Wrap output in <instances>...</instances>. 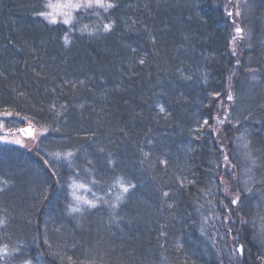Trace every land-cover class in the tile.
<instances>
[{"label":"trees","instance_id":"16d2710c","mask_svg":"<svg viewBox=\"0 0 264 264\" xmlns=\"http://www.w3.org/2000/svg\"><path fill=\"white\" fill-rule=\"evenodd\" d=\"M235 1L116 0L118 7L109 14L100 10L102 19L80 13L75 24L76 29L84 24L102 28L114 19L113 31L94 36L73 31L65 47L67 26L49 25L35 15L44 0H0V112L13 113L1 121L15 132L29 120L36 129H49L35 147L0 142V178L10 181L0 185V209L8 216L0 242H23L11 264L22 259L37 264V257L40 264H61L50 254L58 246L74 258L95 257L96 264H261L264 0H242L241 16L228 17ZM233 21L248 33L236 56L230 43ZM246 69L257 70L260 79L253 81ZM79 80L85 84L76 89L64 83ZM229 86L232 102L226 99ZM213 92L222 96L214 98ZM52 103L67 110L57 117ZM226 114L218 132L202 129L195 138L191 130L205 118L217 127L211 118ZM69 147L80 149L78 170L93 167L109 183L123 175L135 185L119 209L118 224L104 207L75 218L67 214L66 181L72 170L48 153ZM141 149L150 153L144 163ZM245 151L257 157L255 166ZM109 153L114 170L107 163ZM225 153L236 165L227 173ZM44 159L56 165V176ZM160 159L168 161L167 167ZM250 166L252 180L246 183L243 169ZM175 175L194 183L181 188ZM221 176L231 183L228 195ZM209 188L213 195L201 191ZM237 190L240 203L232 206ZM163 191L169 197L163 198ZM239 245L243 256H233Z\"/></svg>","mask_w":264,"mask_h":264},{"label":"snow or ice","instance_id":"6c2138e0","mask_svg":"<svg viewBox=\"0 0 264 264\" xmlns=\"http://www.w3.org/2000/svg\"><path fill=\"white\" fill-rule=\"evenodd\" d=\"M118 7V4L116 3V0H44L42 4V10L35 13V15L43 18L49 25H64L67 26V31L63 34V43L64 46L67 47L71 44L72 39L70 36V33L73 31H79L81 34L87 33L89 36L97 35L99 32L103 33H109L114 30L116 21L114 19H109L108 22L103 23L102 28L97 27H89V25L84 24L79 29L75 28V24L77 23V16L80 13H89L91 12L93 15H95L98 18L102 19L100 10L103 11L104 14H109L112 10ZM95 10V11H93ZM241 10L239 6H237L235 11V16H241ZM226 15L228 17H232L234 13L232 11H227ZM136 21H133V24H135ZM235 24V21H233ZM248 33L244 28L240 26V24H235L233 28V35L231 36V45H232V55L236 56L238 52V45L239 43L245 38V36ZM151 40L153 43H155V37H151ZM133 52L136 51V49L132 50ZM139 64L143 65L145 63V60L143 58L139 59ZM241 62L239 59L236 60V64L239 65ZM247 72L251 74V79L253 81L259 80L260 77L256 75L255 69H246ZM0 75H3L0 73ZM37 75H39L37 73ZM191 77H185V79H190ZM231 79V77L229 78ZM65 84H71V87L73 89H76L77 86H83L85 84L84 80H79L76 82L71 81H64ZM55 92V89L52 90ZM20 95H23L21 93ZM212 96L214 98H220L222 96L221 92H213ZM227 101L232 102L234 100L233 92L231 90V87L229 86V90L227 92L226 96ZM80 107H83V105H80ZM156 107L159 109L160 113L165 114V117H167V113L165 111V107L161 104H157ZM50 109L54 112L55 116L59 117L61 116L67 109L65 105H60L59 108H57V105L55 103H52L50 105ZM13 113L9 111H2L0 112V116H11ZM17 116L20 115V113H16ZM211 119H214L216 121L217 127H214L209 122V118H205L203 120V123L198 124L197 127L193 130H191L195 136L196 139H200L201 135H203L202 129H208L210 132L215 133L219 131L218 126L225 124V122L228 120L227 114L223 119H220L218 117H212ZM247 119V117H245ZM239 123V121H237ZM4 124L2 121H0V128H3ZM19 133L24 134L26 138L30 139H37L38 135H43V133L48 132V127H41L40 129H36L33 127V122L29 120L28 126L25 128H20L16 130ZM54 131H60L59 128L54 129ZM94 135V134H93ZM127 135V133H125ZM88 139H92V137H88ZM0 142L4 143H15L17 145L23 146L24 141L20 139L18 136H12L9 137L8 135H2L0 136ZM243 147L247 150L249 148V144L247 142L244 143ZM223 150V149H221ZM100 152H103L104 149L100 148ZM144 160L141 161V163H144L145 160H147L150 156V153L143 152L141 149ZM191 151V149H189ZM80 153L79 148H66L63 150H57L55 152H50L48 155L52 157L57 162H63L66 163L67 167L72 170V174L68 177L66 181V187H67V203H66V212L69 216L77 217L82 216L86 211L92 210V209H98L100 207H104L108 210L109 216L111 218V222L117 223L122 219V217L119 215V209L121 206L126 202L128 198V194L134 190L135 185L129 182L125 176L123 175H116L114 178H111V182L109 183L108 180L103 176H98L96 169L93 167H85L82 170H78L75 167V159ZM245 157L250 162V165L255 166L257 157H255L250 151H245ZM44 164L49 166L51 169V174L53 176L57 175V172L55 170L56 165H53L51 161L48 159H44ZM223 162L225 166L226 173L229 169L236 167L230 160V156L228 153H225L223 156ZM88 165L92 164L91 160L87 161ZM110 168L114 170L115 161L111 158V154L109 153V159L107 161ZM159 163L162 165H165L167 167L168 161L166 159H160ZM155 165L152 164L150 167H154ZM252 171V167H247L243 169V174L245 176V182L252 180V177L249 175ZM232 177H236V173L232 172L230 173ZM175 181L181 188H186L188 185H191L194 183L193 180H189L187 176L182 175H175ZM255 182V181H253ZM264 182V180L260 181ZM10 183L7 179L0 178V185H8ZM60 181L57 180V184H59ZM220 183L224 184L223 192L225 195H228L231 188L230 181H226L224 176L220 177ZM107 186V191L103 192L104 187ZM218 187V186H217ZM96 189L94 191L93 189ZM3 190V187H0V191ZM202 192H204L205 195H213L211 189H201ZM244 191L251 192L252 188L245 187ZM99 192H103V195L98 194ZM83 193H91V198H89L88 195H85ZM163 198L169 197L170 193L168 191H163L161 193ZM211 203V201H209ZM221 204L224 203L223 200L220 201ZM231 205L232 206H238L240 203V191L237 190V193L234 198L231 199ZM167 207L171 209L173 207L172 203H168ZM225 207H228V205H225ZM7 209H0V228L7 227L8 224V216L6 215ZM225 220L228 219V217H224ZM205 223L207 222V218H204ZM59 231V229H57ZM229 233H231V229H229ZM161 235L164 236L166 233L161 232ZM22 241H17L14 244H9L6 242H0V264H11L10 258H12L15 254L22 253ZM44 243L48 245L49 249H51V244H49V241L45 239ZM261 243H264V239L261 240ZM181 245L179 243L176 244L177 250H179ZM245 249L243 245H239L235 248L232 255H240L243 256ZM50 254L54 258H59L61 264H96L95 257L91 259H78L74 258L73 256L66 255L65 251L62 248H59L56 251H51ZM261 259V264H264V258ZM20 264H33V261L31 259H22L20 261ZM37 264H40L39 257H37Z\"/></svg>","mask_w":264,"mask_h":264},{"label":"rangeland","instance_id":"374dc122","mask_svg":"<svg viewBox=\"0 0 264 264\" xmlns=\"http://www.w3.org/2000/svg\"><path fill=\"white\" fill-rule=\"evenodd\" d=\"M241 2H242V0H236L235 1V8H237V6H239ZM235 11L236 10H232V12L234 13V16H235ZM1 118L2 117L0 116V121H1ZM26 125H28V123H24L23 127L26 126ZM21 127H22V125H21ZM2 135H8L9 137L18 136L20 139H22L24 141V144H23L22 147H25V148H27V147H35V145L37 143V139L33 140V139H30V138H26L24 136V134L19 133V132H15L13 129H7L6 127L0 128V136H2ZM38 136H37V138H38Z\"/></svg>","mask_w":264,"mask_h":264},{"label":"water","instance_id":"95a60500","mask_svg":"<svg viewBox=\"0 0 264 264\" xmlns=\"http://www.w3.org/2000/svg\"><path fill=\"white\" fill-rule=\"evenodd\" d=\"M28 126V125H27ZM27 126H24V127H22V128H25V127H27Z\"/></svg>","mask_w":264,"mask_h":264}]
</instances>
